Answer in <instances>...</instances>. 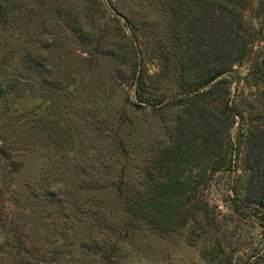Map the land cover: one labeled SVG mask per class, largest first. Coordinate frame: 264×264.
<instances>
[{
	"label": "rangeland",
	"instance_id": "1",
	"mask_svg": "<svg viewBox=\"0 0 264 264\" xmlns=\"http://www.w3.org/2000/svg\"><path fill=\"white\" fill-rule=\"evenodd\" d=\"M190 1L0 0V264H264V208L253 203L264 180L246 166L264 139V45L253 36L250 58L226 76L230 114L210 101L217 136L199 149L208 122L177 101L216 48L200 44L194 62L174 44ZM256 5L240 15L258 33ZM181 122L179 172L198 182L196 198L174 202L167 224L149 204L134 218L126 209L152 190L146 163Z\"/></svg>",
	"mask_w": 264,
	"mask_h": 264
},
{
	"label": "trees",
	"instance_id": "2",
	"mask_svg": "<svg viewBox=\"0 0 264 264\" xmlns=\"http://www.w3.org/2000/svg\"><path fill=\"white\" fill-rule=\"evenodd\" d=\"M245 1L247 0H191V3L188 5V11L186 10L188 17L184 21H177V28H175L172 36L175 45L184 44L183 46L187 52L193 57L191 61L194 62L197 61L196 58L200 54V50H198L200 44L206 45L213 42L216 48V50L210 53L213 56L205 59L204 72L196 73V75H193L191 72L186 73L185 81L188 90L185 92V96L177 101L184 108L183 112L185 115L189 114L193 116L194 113L199 112L201 118L198 119L201 121L198 122H208V132L205 133L202 146L199 149L207 150L210 140L215 135L217 136V133L213 131L212 121L208 119L212 116V112L208 113V108H211L210 101L216 100L217 102L219 100L221 105L219 115L222 118L230 114L231 107L228 105L229 99L226 96L229 95L226 91V76L235 64L241 63L247 57L250 58L251 50L249 44L253 36H258L261 39L260 42L264 45V0H257V5L251 11L254 12V17L261 20V28L258 33L244 26V19L240 14L245 11ZM174 12L176 13L177 10L175 9ZM200 20L201 23L205 24L200 36L197 38L194 35L193 39L188 38L192 33L190 30ZM182 25L183 27L180 28ZM187 30H189V33ZM217 31H223V33L217 35L215 33ZM212 57H214V61L210 60ZM133 75L138 84H142L143 78L139 75L138 69L133 72ZM136 75L137 77L135 78ZM216 79L218 81L214 82ZM147 101L149 100L147 99ZM149 105L153 107L152 110L156 106L153 102H150ZM137 107L142 108L143 106L138 104ZM194 121L191 120L190 124H193ZM185 125H187L186 122L180 123L179 129H177L178 137L175 139L174 144L172 143L167 147L157 159L146 163L145 175L149 182L147 187L152 190L149 191V195L146 198L140 197L128 210L126 209V212L134 218L143 207L149 204V210L153 212L152 216L149 213L152 221L155 224H167L166 218L170 216L174 209V202L176 204H187L191 203L194 200L193 198H196L198 182L193 183L183 178L179 172V170L184 168L185 163L186 167L189 166L188 162L185 161V158H189L186 154V147L188 145L185 140L187 137ZM203 135L200 134V137H203ZM250 146L249 155L253 153V159L247 158L248 164L246 163V166L253 174V181L254 178L264 180V174L261 172V170H264V164H262L263 137L254 139ZM204 153L208 157V152ZM15 165L19 166V163ZM208 165V162H206L203 165V169H208ZM194 167L199 166L195 165L190 168ZM219 168L220 165L215 166L212 171H217ZM157 171L163 172L165 176L162 178L156 177ZM47 193L48 196H55L53 191ZM253 203L264 208V196H260ZM200 209L201 206L197 205L196 211ZM56 261L58 262L59 259L57 258ZM56 261L50 259L48 262L58 264Z\"/></svg>",
	"mask_w": 264,
	"mask_h": 264
}]
</instances>
